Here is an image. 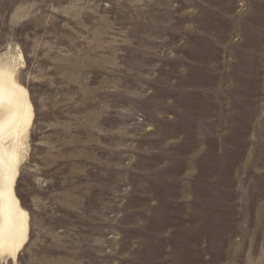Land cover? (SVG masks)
<instances>
[{
  "label": "rangeland",
  "instance_id": "374dc122",
  "mask_svg": "<svg viewBox=\"0 0 264 264\" xmlns=\"http://www.w3.org/2000/svg\"><path fill=\"white\" fill-rule=\"evenodd\" d=\"M7 51L35 112L0 264H264V0H0Z\"/></svg>",
  "mask_w": 264,
  "mask_h": 264
},
{
  "label": "bare ground",
  "instance_id": "6f19581e",
  "mask_svg": "<svg viewBox=\"0 0 264 264\" xmlns=\"http://www.w3.org/2000/svg\"><path fill=\"white\" fill-rule=\"evenodd\" d=\"M2 53L0 54V260L10 259L15 262L26 245L30 233V215L17 197L15 187L21 163L29 153V139L35 111L28 90L17 78L22 55L19 52Z\"/></svg>",
  "mask_w": 264,
  "mask_h": 264
}]
</instances>
